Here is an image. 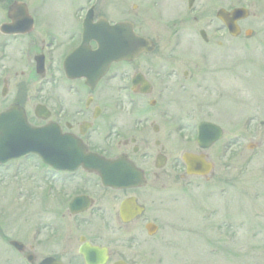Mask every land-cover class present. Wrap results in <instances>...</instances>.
Segmentation results:
<instances>
[{"label": "flooded vegetation", "instance_id": "flooded-vegetation-1", "mask_svg": "<svg viewBox=\"0 0 264 264\" xmlns=\"http://www.w3.org/2000/svg\"><path fill=\"white\" fill-rule=\"evenodd\" d=\"M38 1L0 2V112L17 105L33 128L121 164L112 165L109 182L82 165L55 170L36 155L26 157L27 169L0 165V179L8 181L0 189V264H162L168 184L190 178L176 156L179 140L195 139L199 123L211 122L179 112L180 96L201 88L194 74L179 71L180 37L192 32L175 26L186 27L190 17L198 22L190 16L194 3L166 12L177 19L165 21L175 29L164 44L159 0H50L32 7ZM220 8L199 22L213 28L214 38L239 39L215 18ZM148 11L155 19H147ZM117 23H129L151 50L109 62L100 40ZM198 34L211 44L208 32ZM222 40L216 47L225 46ZM86 72L100 76L87 79ZM30 85L32 97L23 94ZM205 152L193 153H204L214 168L218 155L211 161ZM25 172L26 182L19 180Z\"/></svg>", "mask_w": 264, "mask_h": 264}, {"label": "rangeland", "instance_id": "rangeland-1", "mask_svg": "<svg viewBox=\"0 0 264 264\" xmlns=\"http://www.w3.org/2000/svg\"><path fill=\"white\" fill-rule=\"evenodd\" d=\"M159 1L164 10L158 20L166 27L161 35L165 44L175 29L165 21L177 19L167 13L188 0ZM50 4V0H40L32 7ZM219 7L249 9V18L240 23L239 39L214 38L213 28L199 22L213 19ZM194 8L196 15L190 16L197 17V23L190 17L186 27L175 26L192 32L180 37L179 71L194 74L201 88L180 96L179 112L221 126L224 135L205 152L211 161L213 153L218 155L209 178L190 177L187 184L180 179L169 181L161 232L162 264H264V0H195ZM146 17L155 19L154 12L148 11ZM200 29L208 32L211 44L200 39ZM246 30L251 31L250 38L244 37ZM218 40L223 48L216 47ZM31 88L23 94L32 97ZM12 97L9 90L5 100ZM179 141L176 155L199 151L192 138ZM221 150L225 155L221 156ZM19 163L27 169L32 161ZM27 176L25 172L19 180L26 182ZM11 179L17 183L18 178ZM7 184L0 179V189Z\"/></svg>", "mask_w": 264, "mask_h": 264}, {"label": "water", "instance_id": "water-1", "mask_svg": "<svg viewBox=\"0 0 264 264\" xmlns=\"http://www.w3.org/2000/svg\"><path fill=\"white\" fill-rule=\"evenodd\" d=\"M1 1V0H0ZM229 29L233 36L238 35L239 30L235 24L236 21L248 17L245 9H235L231 12L220 10L217 13ZM121 26L112 28L111 37L107 40L110 46L109 60H117L124 57L125 53H136L145 48L144 40L134 38L123 33ZM127 31V30H126ZM246 34H249L247 32ZM85 77L88 75L84 74ZM213 129L214 136H209ZM210 128V125L202 124L199 126L197 143L199 147L205 149L211 142L220 136L217 127ZM50 131L42 129H32L25 121L24 115L17 106H11L8 110L0 114V163H5L10 159L18 158L28 153H37L45 163L57 169H68L82 164L83 166L100 172L104 181H110L112 178L106 176L109 172V166L102 163L96 157L86 155L83 148L70 138H52ZM187 164V172L194 175H206L209 173L210 165L205 163L202 156L195 157L191 155L183 156ZM99 165L105 168H99Z\"/></svg>", "mask_w": 264, "mask_h": 264}]
</instances>
